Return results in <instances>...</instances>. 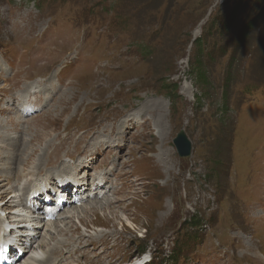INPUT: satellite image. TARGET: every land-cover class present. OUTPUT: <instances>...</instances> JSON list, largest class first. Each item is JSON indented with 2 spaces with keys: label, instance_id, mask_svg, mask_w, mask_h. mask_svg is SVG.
Segmentation results:
<instances>
[{
  "label": "rangeland",
  "instance_id": "rangeland-1",
  "mask_svg": "<svg viewBox=\"0 0 264 264\" xmlns=\"http://www.w3.org/2000/svg\"><path fill=\"white\" fill-rule=\"evenodd\" d=\"M0 124L30 147L4 201L86 161L105 184L19 264H264V0H0Z\"/></svg>",
  "mask_w": 264,
  "mask_h": 264
},
{
  "label": "bare ground",
  "instance_id": "bare-ground-1",
  "mask_svg": "<svg viewBox=\"0 0 264 264\" xmlns=\"http://www.w3.org/2000/svg\"><path fill=\"white\" fill-rule=\"evenodd\" d=\"M69 100V99H68ZM72 103V102H71ZM62 109V108H61ZM64 110V109H63ZM21 124V123H20ZM140 123H139V121H137V124L136 125H139ZM1 125V124H0ZM14 126H17V125H19V124H17V123H14L13 124ZM125 125V124H124ZM13 127V126H12ZM16 128V127H15ZM22 131V130H21ZM20 131V132H21ZM17 132V131H16ZM23 132V131H22ZM11 134V133H10ZM0 135H1V144H0V177L1 176H3L4 177V179L2 180V181H6V180H9L8 178H10V176H8V175H6L7 174V171H9L10 173H12V176H14L15 175V173L17 172V167L19 168V166H18V164L19 163H21V160L19 159L18 160V158L16 157V156H14V155H17V154H19V153H22L23 151H22V146L24 145V146H28V144H27V142L26 141H23V139H22V141H19L18 140V138H16V136H13L12 137V139L10 140L11 141V143L9 144V143H7L8 142V140H9V135H8V132H0ZM11 136V135H10ZM19 137V136H18ZM25 140H27V139H25ZM4 142V143H3ZM3 143V144H2ZM33 146V145H32ZM11 147H13V148H11ZM25 147V149H24V151L25 150H28V149H30V147L28 146L27 148ZM32 149V151H34L35 152V150L37 149V148H31ZM40 149V148H39ZM40 150H43L42 148L40 149ZM31 151V152H32ZM4 154H6V155H4ZM5 156V157H3V156ZM23 155V154H22ZM40 156V155H39ZM1 157H3V158H1ZM25 157V156H24ZM41 157V156H40ZM17 159V162L15 163L14 162V159ZM26 161V160H25ZM43 163V162H42ZM38 165V164H37ZM42 166V165H41ZM41 166H39L38 167V169L41 167ZM81 166H85V164H83V162L76 168V171H78V169L79 168H81ZM35 168L34 169H37V167L36 166H34ZM4 172H3V171ZM80 170V169H79ZM5 174V175H4ZM42 176H37V178L35 179L36 180V183H32L31 184V189H30V187H29V192H28V196H27V199H26V202H25V204H21V205H15L14 206V204H16V203H18L16 200H12V198H10V200L9 201H4V198H3V195H1L0 196V218H5L6 216H7V213H8V215L9 214H11L10 212H13L15 209V207H19L20 208V206H22L23 207V210L22 211H19L20 209L18 208L17 210H15V212H14V215H13V217H12V220H14L13 222H10L9 224H8V226L7 225H2V224H4L5 222H6V218H5V221L4 222H0L1 223V225H2V228H4V227H9L10 228V226H18V228L16 229V230H12V232L14 233V234H17V237L19 238V239H22L23 237H28L32 242H33V245L30 247V248H28V249H25V254H24V256L28 253V252H32V254H33V251H34V254L37 256V258H35V259H39V258H41V256H46V255H49V254H47L48 253V247H45V248H42L39 244H38V247L36 248V250H35V245L37 244V240H35L36 239V237L39 235V232L41 231V229L44 227H55V224L54 223H52V220L53 219H55V218H58V217H60L61 215L60 214H57V212H55L54 210H55V208H52V210H53V212H51L50 214H48V213H45V212H43V210H42V207L43 206H41V204L39 203L40 201L39 200H36V196L38 195H35V193L36 192H38L39 190H41V188L43 189L42 190V193H44V194H46L47 192H48V189H50L52 186H50V183H49V181L48 180H46V181H44V182H40L41 180H42V178H41ZM60 178V177H59ZM106 178H109V177H106ZM34 180V181H35ZM2 185V184H1ZM44 185V186H43ZM107 185V184H106ZM105 186V185H104ZM97 188H98V185H97ZM97 188H95L94 189V191H95V196L98 194V192H96V190H97ZM113 188V187H112ZM45 189V190H44ZM81 189V188H80ZM12 192H14V191H12ZM47 196H48V193H47ZM63 197V195L61 194V193H58L57 195H56V198L57 199H60V198H62ZM89 197V199H91V197H90V195L88 196ZM35 199V200H34ZM77 200H79L78 202H82L83 200H84V198L83 197H80V198H77ZM77 200H74V201H72V204H71V206H70V209L71 208H74L75 207V209L77 208V206L76 205H78V203H76L77 202ZM87 201H88V199H86ZM55 202V201H54ZM96 203V202H95ZM99 203V202H98ZM102 203V202H101ZM3 204V205H2ZM55 205H57V204H55ZM3 206H5L7 209H6V211H3ZM81 207V206H80ZM91 207H93V206H90V208ZM66 208V207H65ZM65 208H63V209H61L60 211H63ZM86 208H88V207H86ZM2 209V210H1ZM56 209H57V207H56ZM74 210V209H73ZM90 210H92V209H90ZM17 211H18V213H17ZM59 211V212H60ZM66 210H64V212H65ZM81 211V210H80ZM2 212H4V213H2ZM72 211L70 210L69 212H68V214H67V216H70V215H73V213H71ZM91 212V211H90ZM54 213V217H52V214ZM67 213V212H66ZM66 213H64V214H66ZM63 214V215H64ZM49 220V221H48ZM32 221H34L37 225H39L40 226V228L39 229H32V230H29V229H27L26 227H24V223L25 222H32ZM46 223H47V225H46ZM34 224V223H33ZM3 232H4V230H3ZM30 232H33V233H36V235L34 236V237H32V236H29L28 235V233H30ZM1 233V232H0ZM3 237H5V238H7V239H9V238H11L12 237V235L8 238L7 236H5V235H3ZM10 242H12V243H14V241H10ZM49 247H51V246H49ZM47 250V252H43V251H46ZM36 251V252H35ZM54 251H56V250H51L50 251V253L53 255V253H54ZM142 257H145V256H141L139 259H137V260H135L134 262H133V264H141V261H142ZM22 259H23V257H22ZM21 259V260H22ZM21 260H20V262H21ZM45 261H47V259H45ZM52 261V260H51ZM28 262V261H27ZM27 262L26 263H24V264H27ZM46 263V262H45ZM49 263V262H48ZM48 263H46V264H48ZM52 263V262H51ZM50 264V263H49Z\"/></svg>",
  "mask_w": 264,
  "mask_h": 264
},
{
  "label": "water",
  "instance_id": "water-1",
  "mask_svg": "<svg viewBox=\"0 0 264 264\" xmlns=\"http://www.w3.org/2000/svg\"><path fill=\"white\" fill-rule=\"evenodd\" d=\"M176 145L182 155H190L191 142L183 132L179 135L178 139L176 140Z\"/></svg>",
  "mask_w": 264,
  "mask_h": 264
},
{
  "label": "trees",
  "instance_id": "trees-1",
  "mask_svg": "<svg viewBox=\"0 0 264 264\" xmlns=\"http://www.w3.org/2000/svg\"><path fill=\"white\" fill-rule=\"evenodd\" d=\"M234 19H235V18H233V19L231 20V22L229 23V25H231V23H232V21H234ZM257 19H258V18H254V20L251 21L250 25H248V27H246V33H247L248 31H250L251 29L254 28L255 24L257 23ZM198 41H199V40H198ZM204 79H205V78H204ZM143 250H144V249H143Z\"/></svg>",
  "mask_w": 264,
  "mask_h": 264
}]
</instances>
